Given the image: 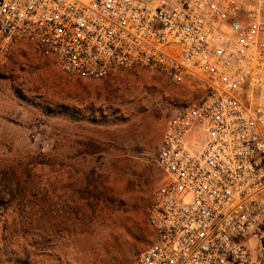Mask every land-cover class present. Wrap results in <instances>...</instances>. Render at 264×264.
<instances>
[{
    "label": "built area",
    "instance_id": "1",
    "mask_svg": "<svg viewBox=\"0 0 264 264\" xmlns=\"http://www.w3.org/2000/svg\"><path fill=\"white\" fill-rule=\"evenodd\" d=\"M20 44L195 94L164 125L153 240L128 264H264V0H0V70Z\"/></svg>",
    "mask_w": 264,
    "mask_h": 264
},
{
    "label": "rangeland",
    "instance_id": "2",
    "mask_svg": "<svg viewBox=\"0 0 264 264\" xmlns=\"http://www.w3.org/2000/svg\"><path fill=\"white\" fill-rule=\"evenodd\" d=\"M193 98L140 68L72 77L18 45L0 70V264L134 261L164 125Z\"/></svg>",
    "mask_w": 264,
    "mask_h": 264
}]
</instances>
